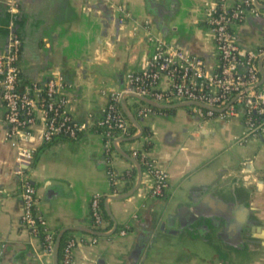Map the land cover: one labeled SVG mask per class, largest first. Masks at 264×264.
<instances>
[{"label": "crops", "instance_id": "0c3cea01", "mask_svg": "<svg viewBox=\"0 0 264 264\" xmlns=\"http://www.w3.org/2000/svg\"><path fill=\"white\" fill-rule=\"evenodd\" d=\"M18 1L14 28L22 39V83L63 74L70 112L87 128L77 138L44 141L38 116L32 136H17L33 150V158L17 163V148L7 127L0 126V264H54L40 237L22 223L24 177L35 186L36 209L56 237L65 227L98 230L89 205L93 194L101 195L106 222L99 231L108 234L82 228L62 233L88 238L72 248L73 264H264V135L240 141L245 132L241 115L201 119L193 105L140 115L144 101L127 95L119 103L134 127L114 139L108 156L94 126L109 102L107 91L123 86L127 70L149 66V33L201 56L208 70L216 68L217 50L203 11L210 0ZM7 22L0 0V51ZM263 39L264 15H250L237 28L243 48ZM158 86L166 89L167 78ZM131 136L137 137L126 139ZM134 148L145 150L167 171L163 195H149L150 179L131 155ZM110 167L131 170L118 193L135 187L130 194L113 198Z\"/></svg>", "mask_w": 264, "mask_h": 264}, {"label": "built area", "instance_id": "2783aa9c", "mask_svg": "<svg viewBox=\"0 0 264 264\" xmlns=\"http://www.w3.org/2000/svg\"><path fill=\"white\" fill-rule=\"evenodd\" d=\"M4 3L8 22L7 41L0 51V126L7 127V136L17 148V163H29L33 150L23 145L17 136L20 133L25 137L32 136L38 116L44 123L41 131L44 141L59 136L77 138L87 125L77 121L70 112L69 83L63 74L50 75L45 81L22 83V39L14 28L20 5L18 0H4ZM259 3H264V0H210L205 3L204 19L217 50V65L213 70L206 68L201 56L149 33L148 40L152 44L149 66L140 71L127 70L123 86L107 91L109 102L94 119L95 129L102 134L106 155L112 152L118 135L131 133L126 116L117 106L126 93L143 95L160 103L199 101L207 106L193 105L192 111L201 119L241 115L245 132L240 141L264 135V78L260 82L262 73L264 75V39L249 48H243L237 40V28L248 16L264 15V8ZM117 8L122 10L121 6ZM125 15L129 13L125 12ZM119 19L123 20L124 16ZM163 77L168 81L166 89L158 86ZM153 107L144 102L138 113L145 115L154 111ZM131 155L143 163L149 176V195H163L168 188L167 171L145 150L134 148ZM107 174L112 186L111 194L116 195L120 192V184L131 175V170L110 167ZM21 182L22 223L31 234L40 237L44 253L53 255L56 235L47 229L45 217L36 209V188L26 177ZM100 202L101 195L95 193L89 205L93 225L98 230L106 222ZM126 231L125 226L119 233L123 235ZM87 240L83 234L70 235L62 248L61 263L73 264L72 248ZM91 241H95V237Z\"/></svg>", "mask_w": 264, "mask_h": 264}, {"label": "water", "instance_id": "95a60500", "mask_svg": "<svg viewBox=\"0 0 264 264\" xmlns=\"http://www.w3.org/2000/svg\"><path fill=\"white\" fill-rule=\"evenodd\" d=\"M260 7H263L264 8V4H259ZM259 65L261 67V60L259 61ZM264 78V75L262 73V77H261V80L260 82L263 80ZM259 82V83H260ZM127 95H130V96H133V97H136L137 99H140L146 103H149L155 107H160V108H165V107H177V106H191V105H199V106H207L206 104L202 103V102H199V101H194V100H186V101H181V102H177V103H173V104H163V103H160V102H157L153 99H150L149 97H146V96H143V95H139V94H136V93H126L124 94L123 98ZM127 115L129 116V118L133 121H135V118L134 116L130 113V112H127ZM137 136H131V137H126V139H133ZM137 167H138V171H139V179L138 181H140V178H141V166L140 164L137 162ZM138 184V183H137ZM135 189L132 188L130 191L128 192H125V193H121V194H118V195H115L113 196V198H121V197H124L128 194H130L133 190ZM68 228H78V229H81L82 227H68ZM67 227H65L64 229H62L57 237H56V244H55V248H54V252H53V257H54V264H57V260H58V247H59V242H60V238L62 236V233L68 229ZM82 229H85V230H88L94 234H97V235H106L108 234L109 232H104V231H99V230H93V229H90V228H82Z\"/></svg>", "mask_w": 264, "mask_h": 264}, {"label": "trees", "instance_id": "16d2710c", "mask_svg": "<svg viewBox=\"0 0 264 264\" xmlns=\"http://www.w3.org/2000/svg\"><path fill=\"white\" fill-rule=\"evenodd\" d=\"M120 109H121V111L124 113V111L122 110V108H121V106H120V103H118V105H117ZM154 108V110L155 111H160V112H169V111H171V109H169V108H160V107H153ZM133 125H132V123H130L129 124V130L131 131V130H133ZM147 131H144V133H146ZM142 164V166H143V163H141ZM127 188V187H126ZM128 188H129V186H128ZM70 236V235H69ZM69 236H67L66 237V235L65 234H63L62 236H61V238H60V242H59V247H58V258L60 259V257H61V253H62V248H63V246H64V244H65V242H66V240H67V238L69 237Z\"/></svg>", "mask_w": 264, "mask_h": 264}]
</instances>
